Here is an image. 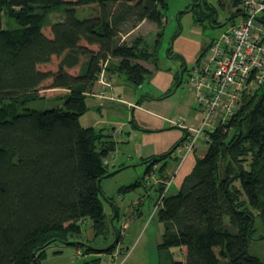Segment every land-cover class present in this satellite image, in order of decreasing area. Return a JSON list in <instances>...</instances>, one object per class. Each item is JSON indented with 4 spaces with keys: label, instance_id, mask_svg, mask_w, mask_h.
I'll list each match as a JSON object with an SVG mask.
<instances>
[{
    "label": "trees",
    "instance_id": "trees-1",
    "mask_svg": "<svg viewBox=\"0 0 264 264\" xmlns=\"http://www.w3.org/2000/svg\"><path fill=\"white\" fill-rule=\"evenodd\" d=\"M87 7H96V14L78 18L77 10ZM168 9L167 0H0V264H34V254L40 264L54 245H80L72 238L81 237L89 221L96 236L106 232L101 196L111 198L101 183L115 174L107 158L118 141L103 129L82 126L80 116L88 111L94 86L102 85L101 73L109 84L122 78L139 86L153 74L140 60L159 69ZM55 12L61 16L50 21ZM145 21L161 29L156 42L120 44L121 34ZM168 54H174L172 47ZM182 71L184 60L178 82ZM102 87L105 94L109 87ZM48 91L57 92L56 106L29 107ZM205 139V155L157 210L164 225L160 249L179 248L182 259L170 254V264H264L250 253L252 241L264 240V86ZM183 143L144 160L145 176L119 192L148 183L154 165L161 172ZM170 179H158L154 206ZM114 232L109 253L122 239Z\"/></svg>",
    "mask_w": 264,
    "mask_h": 264
},
{
    "label": "rangeland",
    "instance_id": "rangeland-1",
    "mask_svg": "<svg viewBox=\"0 0 264 264\" xmlns=\"http://www.w3.org/2000/svg\"><path fill=\"white\" fill-rule=\"evenodd\" d=\"M167 1L169 9L166 13L163 35L160 38L158 70L175 69V66L177 67L178 64L182 63V58L185 59L187 71L183 74L182 82L174 79L170 94L177 91V95L193 97L194 93L190 90L191 84L189 83V86L188 81L191 80L190 72L197 60L193 63L188 61L187 58L189 59L190 55L184 49H188L192 53L197 47L201 51L207 49L198 62L206 61L211 56L209 46L212 42L233 24L240 22V11L235 19H231V14L237 13L238 10L227 0ZM240 1L237 0V3ZM96 10V7L78 9L77 17L83 19L89 15H95ZM60 16V13H52L49 20H56ZM160 30L156 24L145 21L132 31L121 34L119 42L120 44L131 45L134 41L139 40L144 41L150 47L158 40ZM171 47L173 55L168 54ZM175 54H181L179 55L181 59L174 58ZM140 63L152 71L155 69L153 61L140 60ZM152 80L151 77L139 86L130 87L122 83L121 80H115L114 83L111 82L112 85L110 83L111 87L106 90L105 94L100 95L102 99H88V111L80 116L81 125L92 127L97 131L104 129L113 133L115 137L123 138L122 140L119 139L120 143L117 149L107 158L110 174H116L104 179L101 183L102 191L111 198L109 202L103 195L101 196L108 217L107 229L103 235L96 236L92 223L87 222L83 226L82 236L72 238L74 242L80 245H54L46 250V256L41 259L40 264H95L96 259H98L97 250L107 249L117 240L115 230L121 232L123 239L116 247L117 251H120L117 264H170V254L176 260L182 259L179 248L160 249L164 225L158 219L152 201L153 198L154 200L156 198L155 193H152L151 200L147 198L144 200L145 202L143 201V214L133 215L134 209L130 206L131 200L139 197V194L136 195V193L142 194V189L139 188L136 193L134 191L119 192L120 186L130 185L142 179L145 173V165L142 164L141 156L143 154L150 155L151 152H154L152 151V144L146 143V133L133 129L132 111L121 100L127 98L138 102L146 91H151ZM47 95L43 100L31 102L29 107L42 110L56 106L57 101L54 96L57 95V92L48 91ZM188 137L189 135L187 139ZM196 144L200 153L202 150H207L205 136L200 137ZM146 177H151V175L148 174ZM145 180L150 182L151 178H145ZM115 206L120 209L119 216L114 219ZM262 231L263 229L258 228L257 233L261 235ZM87 249L89 250L88 253L85 252ZM58 251L61 252L57 253ZM250 253L264 260V240L252 241Z\"/></svg>",
    "mask_w": 264,
    "mask_h": 264
},
{
    "label": "built area",
    "instance_id": "built-area-1",
    "mask_svg": "<svg viewBox=\"0 0 264 264\" xmlns=\"http://www.w3.org/2000/svg\"><path fill=\"white\" fill-rule=\"evenodd\" d=\"M237 10L240 22L214 40L209 48L211 56L201 63L197 61L191 69L188 84L203 118L200 127L193 129L186 143L177 149L180 154L192 151L200 137L206 138L207 131H214L219 123L230 119L245 97L264 86V0H241ZM99 82L111 86L105 73H101ZM171 180L155 202V211Z\"/></svg>",
    "mask_w": 264,
    "mask_h": 264
},
{
    "label": "crops",
    "instance_id": "crops-1",
    "mask_svg": "<svg viewBox=\"0 0 264 264\" xmlns=\"http://www.w3.org/2000/svg\"><path fill=\"white\" fill-rule=\"evenodd\" d=\"M227 1H230L233 5L234 0H227ZM234 14L235 13L231 14V17ZM184 50L187 52V54L190 55V58L189 59L187 58V60L191 61L192 63L198 59L197 58L198 54H200L201 51L199 47L195 48L193 53L190 52V50L188 49H184ZM183 60L185 61V63H187L185 59ZM180 68H181V63L178 64L177 67L175 66V69L171 68V70L169 71L167 70L160 71L158 69L157 70L154 69L153 74L151 76L153 80L150 87L151 89L150 92L146 91L145 94L142 96V99L138 100V102H134V100L127 98L125 100H121L122 103L126 105L128 109L130 108L132 111L133 122H134L133 129L134 130L137 129L138 132L142 131L146 133L145 134L146 143H151L153 146L152 151L154 152H151L152 154L150 155L143 154L141 156L142 162L153 156L163 155L169 152L179 142L183 141L186 143L187 136L191 133V131L193 129L200 127L201 125L203 117L202 114L196 108L195 96L188 97V96L177 95V91H176L167 97H162L171 90L173 81L175 79V74L180 70ZM115 80H119V81L121 80L122 83H124L129 87L134 86L130 83H127L122 78H118V79L113 78L111 82L114 83ZM102 88H103L102 85L97 83L93 88V92L89 94V98L102 99L100 97V95H103L100 94ZM106 132L113 135V138L118 141L117 143L118 146V144L120 143L119 139L122 140L123 138L115 137V135L109 131ZM206 151L207 150H202V152L200 153L198 146L196 144L193 150L188 152L187 154L185 153V155L184 153L182 154L178 153L177 150L172 157L168 158L166 162L167 166L161 172H158L157 170L160 165L159 164L154 165L150 173L151 175L150 182L140 187V190L142 189V194L136 193L139 188L134 191L136 195L139 194L138 195L139 197L131 200L130 206L134 209L132 214L133 215L143 214V210H142L143 201L146 200L147 198L151 200V196L153 192L155 193L156 196L157 181L161 177L165 178L170 175L172 178L171 184L167 190V195L178 193L182 188L186 177L192 173L196 165L197 158L203 157ZM182 156L184 157L183 159ZM144 165L146 171L147 165L146 164ZM144 176L145 175H143V177ZM117 207L118 206H115L114 208L116 212H117ZM119 209L120 208L118 207V211ZM97 252H98L97 257L99 259V264H117L120 251H117L116 248L111 253H109L105 249L99 250Z\"/></svg>",
    "mask_w": 264,
    "mask_h": 264
},
{
    "label": "water",
    "instance_id": "water-1",
    "mask_svg": "<svg viewBox=\"0 0 264 264\" xmlns=\"http://www.w3.org/2000/svg\"><path fill=\"white\" fill-rule=\"evenodd\" d=\"M183 73H184V72L182 71V72H181V75H183ZM100 183H101V180H99V184H100ZM116 241H117V240H116ZM116 241L114 242L113 245L116 244ZM33 263H34V264H38V263H37V258H36V255H35V254L33 255Z\"/></svg>",
    "mask_w": 264,
    "mask_h": 264
},
{
    "label": "bare ground",
    "instance_id": "bare-ground-1",
    "mask_svg": "<svg viewBox=\"0 0 264 264\" xmlns=\"http://www.w3.org/2000/svg\"><path fill=\"white\" fill-rule=\"evenodd\" d=\"M188 139H189V137H188ZM184 144H185V142H184L181 146H183ZM181 146H180V147H181ZM180 147H178V148H180ZM178 148H177V149H178Z\"/></svg>",
    "mask_w": 264,
    "mask_h": 264
}]
</instances>
